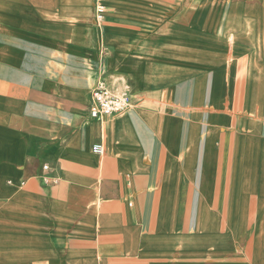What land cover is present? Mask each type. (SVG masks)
Listing matches in <instances>:
<instances>
[{"label": "crops", "instance_id": "crops-1", "mask_svg": "<svg viewBox=\"0 0 264 264\" xmlns=\"http://www.w3.org/2000/svg\"><path fill=\"white\" fill-rule=\"evenodd\" d=\"M0 264H264V0H0Z\"/></svg>", "mask_w": 264, "mask_h": 264}, {"label": "built area", "instance_id": "built-area-1", "mask_svg": "<svg viewBox=\"0 0 264 264\" xmlns=\"http://www.w3.org/2000/svg\"><path fill=\"white\" fill-rule=\"evenodd\" d=\"M97 19L102 21L105 17V7L102 4L96 6ZM130 108V102L123 93H116L110 90L104 82H101L93 91V105L91 107L92 118H109L123 114ZM104 146L101 143L95 144L93 152L99 155L104 154ZM45 170L49 167L45 166Z\"/></svg>", "mask_w": 264, "mask_h": 264}]
</instances>
